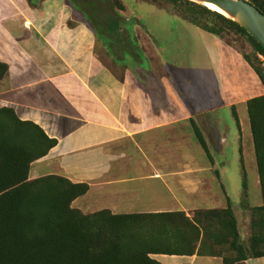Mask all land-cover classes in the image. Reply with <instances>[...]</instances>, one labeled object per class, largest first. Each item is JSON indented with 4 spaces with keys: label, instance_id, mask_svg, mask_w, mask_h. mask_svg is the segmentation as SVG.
Returning <instances> with one entry per match:
<instances>
[{
    "label": "crops",
    "instance_id": "0c3cea01",
    "mask_svg": "<svg viewBox=\"0 0 264 264\" xmlns=\"http://www.w3.org/2000/svg\"><path fill=\"white\" fill-rule=\"evenodd\" d=\"M4 2L10 10L1 5L0 61L8 69L0 80V107H12L21 120L37 124L57 141L31 164L30 178L57 174L74 183L86 182L87 192L71 204L85 214L102 209L114 214L182 210L191 216L196 209L225 207L222 187L229 196L214 161L205 153L206 160H193L192 153L200 152L191 120L201 132L200 121L209 128L206 136L202 134L210 151L223 152L227 143L225 125H219L217 116L220 109L233 107L239 127L244 124L246 129L237 106L246 108L249 98L264 94V86L243 57L232 55L220 38L194 26L192 34L199 37L205 55L204 61L194 59L197 67L206 68L202 83L195 88L190 72L180 71L186 82L179 87L163 65L158 93L154 83H142L150 97L144 98L135 82L126 79L127 73L117 79L111 65L100 61L94 49L97 34L75 18L80 13L70 3L67 8L56 7L55 18L48 13L52 0L41 5L30 0ZM60 10L66 12L62 19ZM70 14L78 20L72 26ZM111 54L112 63L119 65L118 56ZM224 58L230 60L234 81L228 96L221 84ZM200 90L204 95L197 97ZM135 91L143 97L137 111L131 104ZM241 91L246 93L240 95ZM213 96L224 104L218 106ZM255 182L259 187L258 177ZM260 204L261 196L250 206ZM151 257L160 264H223L221 256ZM245 264H264V256L248 258Z\"/></svg>",
    "mask_w": 264,
    "mask_h": 264
},
{
    "label": "trees",
    "instance_id": "16d2710c",
    "mask_svg": "<svg viewBox=\"0 0 264 264\" xmlns=\"http://www.w3.org/2000/svg\"><path fill=\"white\" fill-rule=\"evenodd\" d=\"M109 1L124 9L119 0ZM168 1L177 10L185 6L175 10L183 20L218 38L230 31L242 35L253 48V54L243 58L264 86V66L258 57H264V48L243 28L191 0ZM248 2L264 14V0ZM119 26L111 29L120 33ZM119 33L116 39L121 45L125 40ZM106 45L114 51L111 43ZM7 69L0 61V80ZM245 105L261 196L259 206L248 207L247 240L240 239L228 197L225 207L196 209L191 216L182 210L83 213L71 204L87 192L86 182L74 183L57 174L29 177L31 164L44 157L56 139L37 124L21 120L12 107H0V264H160L151 257L154 254L221 256L223 264H245L248 258L264 256V94L249 98ZM232 114L239 128L233 107ZM191 129L212 161L193 120ZM243 190L244 195V174Z\"/></svg>",
    "mask_w": 264,
    "mask_h": 264
},
{
    "label": "rangeland",
    "instance_id": "374dc122",
    "mask_svg": "<svg viewBox=\"0 0 264 264\" xmlns=\"http://www.w3.org/2000/svg\"><path fill=\"white\" fill-rule=\"evenodd\" d=\"M30 1L34 4L42 2L40 5L45 2V0ZM119 1L124 7L123 10H119L109 0H52L51 4L48 5L52 7V11H48V13H53L56 18L57 11L55 8H67L69 6L67 3H70L81 15L74 14L75 18L82 23L86 22L97 34L94 49L100 61L107 66L111 65L109 68L117 79L125 77V73H127L128 76L126 79L135 82V87L139 88V92H144V94H142L144 98L150 97L141 88L142 83H154L155 93H158V81L161 80L163 76V69L161 68L163 65V67L168 68L173 73L175 85L180 87L186 82L185 78L180 74L184 71L190 72L188 76L192 78V84L197 88L198 83L200 84L203 81L205 74L202 73L206 68L204 66L197 67L194 59L197 57L204 61L205 55L203 51L199 49L201 44L199 37L195 38L192 34V32H196L195 27L173 15L176 14L181 17L175 11L177 10V5L172 4L168 0ZM3 3H5L4 0H0V10L8 7L6 3V5ZM62 3H64V5L57 6ZM2 4L3 8L1 7ZM184 7V5L178 6L177 11L184 9ZM3 10H10V8ZM63 10H60L61 19L66 14ZM77 19H73L70 14L71 21L68 22V25L72 26L78 21ZM112 25H120L119 27L122 28L121 32H114V30L111 29V27H113ZM116 33L124 37L123 39L125 41L122 45L117 42ZM220 40L223 49H228L232 55L236 54L242 58L244 54H253L252 45L238 33L230 31L224 35L223 39L220 38ZM108 42L113 46L114 51L112 53L122 59L121 63L123 65L119 63V65L115 66L112 63L113 55L106 45ZM126 47L128 50H126ZM121 49H125V51H121ZM225 52L227 53V51H224L223 54ZM149 57H151L152 61ZM262 59L261 61L264 66V57H262ZM229 63L230 60L228 59L227 62L226 58L222 61L223 74L221 84L225 87L227 96V91L231 90L232 83L234 82L232 69ZM195 68L198 69L196 74L194 73ZM194 74L197 76L194 77ZM129 86L130 85H127L128 88ZM216 93H218L217 89ZM242 93L245 94L246 91H241L240 95H243ZM142 95L137 96L135 91V98L132 100L131 104L136 111L143 100ZM201 95H204V92H201V90L200 93L199 91L196 92L197 97H202ZM214 98L218 106L224 104V102H220L217 99V96ZM140 106H142V104ZM152 106L153 105L150 104L149 108ZM143 108L144 109H141V111L145 112L146 107ZM237 111L240 120H242V123H245L246 129L243 131L244 124L242 125V129L241 126L238 128L232 114V107L229 106L220 109L217 116L220 119L219 125L223 127L225 125L227 143L223 148V152L217 151V148L213 151H210L209 147L208 149L214 161L213 163L216 164L214 165L216 168L215 170H217L218 173L220 172V180L225 185L227 194L232 202L231 208L233 212L237 214L240 239L247 240L250 234L248 207L249 205H255L257 201L260 200V189L255 182V179H257V172L247 111L243 105L237 106ZM150 112L152 113L153 109ZM199 123L202 124L201 130L206 136L209 128L206 127L207 125L204 121H200ZM199 146L196 147V151L200 153H192V157L193 160L204 161L206 160L205 155ZM207 146L209 145L207 144ZM223 160L225 165H223ZM243 174L246 177V196H244L245 194L243 195ZM222 194L226 200L227 196L223 187ZM211 205L212 203L209 204L208 207Z\"/></svg>",
    "mask_w": 264,
    "mask_h": 264
},
{
    "label": "water",
    "instance_id": "95a60500",
    "mask_svg": "<svg viewBox=\"0 0 264 264\" xmlns=\"http://www.w3.org/2000/svg\"><path fill=\"white\" fill-rule=\"evenodd\" d=\"M191 1L202 4L204 6H206L207 3H211L217 6L223 12L222 13L223 16L237 23L264 48V14L261 13L255 6H253L248 1L246 0H191Z\"/></svg>",
    "mask_w": 264,
    "mask_h": 264
},
{
    "label": "bare ground",
    "instance_id": "6f19581e",
    "mask_svg": "<svg viewBox=\"0 0 264 264\" xmlns=\"http://www.w3.org/2000/svg\"><path fill=\"white\" fill-rule=\"evenodd\" d=\"M206 6L209 9L213 10V11H217V12H219L221 14L223 13L217 6H215V5L211 4V3H207Z\"/></svg>",
    "mask_w": 264,
    "mask_h": 264
},
{
    "label": "built area",
    "instance_id": "2783aa9c",
    "mask_svg": "<svg viewBox=\"0 0 264 264\" xmlns=\"http://www.w3.org/2000/svg\"><path fill=\"white\" fill-rule=\"evenodd\" d=\"M258 57L260 58V60H263L261 55H258Z\"/></svg>",
    "mask_w": 264,
    "mask_h": 264
}]
</instances>
